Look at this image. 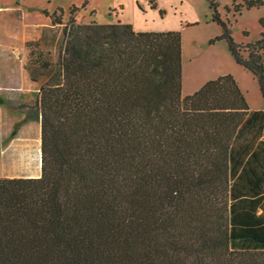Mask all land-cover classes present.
Listing matches in <instances>:
<instances>
[{
  "label": "trees",
  "instance_id": "trees-1",
  "mask_svg": "<svg viewBox=\"0 0 264 264\" xmlns=\"http://www.w3.org/2000/svg\"><path fill=\"white\" fill-rule=\"evenodd\" d=\"M208 2L264 99V17L243 47ZM77 10L56 63L29 54L31 79L47 78L24 119L41 125V176L0 178V264H264V110L231 74L185 96L180 31Z\"/></svg>",
  "mask_w": 264,
  "mask_h": 264
},
{
  "label": "rangeland",
  "instance_id": "rangeland-1",
  "mask_svg": "<svg viewBox=\"0 0 264 264\" xmlns=\"http://www.w3.org/2000/svg\"><path fill=\"white\" fill-rule=\"evenodd\" d=\"M138 1L143 12L135 0H0V178L41 176V125L24 119L35 106L47 78L33 81L26 66L31 49L42 53L43 59L57 62L62 29L74 7L78 8L74 13L78 23L121 21L142 31H180L185 96L211 80L231 74L250 107H264L258 81L235 61L222 38V27L212 19L208 0ZM155 1L157 9L148 8ZM261 1L259 8L243 9L239 14L234 11L233 0H215L221 19L243 47L261 38L259 20L264 17V0ZM160 10L165 11L164 16ZM61 12L63 24L53 25L54 15ZM15 129L17 134L12 137Z\"/></svg>",
  "mask_w": 264,
  "mask_h": 264
},
{
  "label": "crops",
  "instance_id": "crops-1",
  "mask_svg": "<svg viewBox=\"0 0 264 264\" xmlns=\"http://www.w3.org/2000/svg\"><path fill=\"white\" fill-rule=\"evenodd\" d=\"M137 2H139L138 0H135V3H136V5H137ZM155 4L158 6V4H157V2L155 1ZM147 7H148V5H147ZM148 8H151V6L150 7H148ZM152 9V8H151ZM140 10V9H139ZM140 11H142V10H140ZM143 12V11H142ZM146 12V11H145ZM144 12V13H145ZM133 25V24H132ZM134 27H135V30H137V31H142L141 30V28H139V27H137V26H135V25H133ZM252 109V108H251ZM252 110H255V111H258V110H264V107H262V108H255V109H252ZM41 160H42V157H41ZM41 166H42V162H41ZM33 178H39V176L37 175L36 177H33Z\"/></svg>",
  "mask_w": 264,
  "mask_h": 264
}]
</instances>
